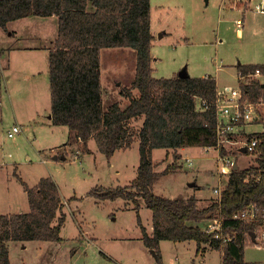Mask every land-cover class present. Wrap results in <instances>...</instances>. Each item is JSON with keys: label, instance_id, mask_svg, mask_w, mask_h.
<instances>
[{"label": "rangeland", "instance_id": "1", "mask_svg": "<svg viewBox=\"0 0 264 264\" xmlns=\"http://www.w3.org/2000/svg\"><path fill=\"white\" fill-rule=\"evenodd\" d=\"M257 3L261 0H151L154 31H167L162 38L152 40L154 76L172 77L185 68L193 77L216 75L220 87L237 86L241 82L239 62L264 64V12L257 11ZM237 19L244 20L243 35L238 32ZM54 26L51 19L32 15L15 21L11 33L8 28L0 29V162L4 164L0 167V214L30 210L17 172L31 186L43 176L55 178L67 215L61 241L31 240L24 242L26 246L9 241L11 264H222L225 244L208 251L200 261L199 255L195 256V241L189 244L170 240L160 246V263L141 239L137 212L129 208L133 203L122 198L102 200L89 194L97 186L125 187L131 182L139 168L140 150L136 144L125 153L107 158L94 137L88 144L93 150L90 154L80 140L70 137L67 159L54 158V152L62 157L67 151L63 144L71 133L67 126L48 124L52 103L49 62L46 53L27 49L37 45L49 53L58 35L57 23ZM52 33H57L56 37ZM11 48L15 50L7 55ZM101 60L104 108L115 102L126 106L128 97L121 93L131 88L135 78L136 51L130 47L105 48ZM261 79L264 81V77ZM17 123L23 130L10 137L8 131ZM130 126L137 131L141 121L132 120ZM247 128L236 139L264 130L256 122ZM58 145L63 146L54 147ZM208 148L155 149L156 171H167L155 183V192L174 198L186 189L193 191L189 183H197L201 185L197 193L206 196H191L197 199L198 207L211 206L220 198L235 163L240 169L248 168L257 156L240 151L236 143ZM227 157L236 161L234 166L227 164ZM216 187L219 192H215ZM6 197H13L14 203L6 202ZM140 203L142 207L144 201L140 199ZM140 216L144 226L152 228V210L145 203ZM253 232L256 239L246 234L250 244L245 248V258L264 264L262 225Z\"/></svg>", "mask_w": 264, "mask_h": 264}, {"label": "trees", "instance_id": "2", "mask_svg": "<svg viewBox=\"0 0 264 264\" xmlns=\"http://www.w3.org/2000/svg\"><path fill=\"white\" fill-rule=\"evenodd\" d=\"M151 0H0V27L15 19L58 16V35L49 49V80L52 123L66 125L71 137L80 140L87 153L94 137L99 150L111 158L118 149L131 146L139 138L138 174L125 187L93 188L90 195L102 200L122 198L135 204L142 239L155 250L162 262L160 242L164 239L197 241L216 248L225 244L222 264L245 262L246 234L264 224V131L249 134L259 139L257 156L248 168H234L220 198L208 207H198L194 196L169 198L155 192V183L167 171H156L153 151L159 148L215 147L218 143L215 76L156 77L152 67L153 34ZM130 47L136 51L137 66L131 88L123 94L130 103L122 108L115 102L104 108L102 85V51L105 48ZM264 65H238L241 75H249ZM249 101L264 99V83L258 78L240 79ZM132 89L138 90L134 97ZM209 107L197 108L198 98ZM144 115L142 127L134 130L132 119ZM264 124V115L262 117ZM23 181V180H22ZM30 210L0 215V264H11L9 241H61L65 225L64 198L51 176L28 186ZM140 199L152 210L154 231L150 235L141 221ZM256 205L258 219L232 218L235 212ZM217 214L224 217L220 233L229 234L224 242L203 230L201 224ZM255 244V242H254ZM251 244V245H254Z\"/></svg>", "mask_w": 264, "mask_h": 264}, {"label": "built area", "instance_id": "3", "mask_svg": "<svg viewBox=\"0 0 264 264\" xmlns=\"http://www.w3.org/2000/svg\"><path fill=\"white\" fill-rule=\"evenodd\" d=\"M256 9L259 12H264L263 0H261V3L256 4ZM237 22L239 28L243 27L244 20L237 19ZM262 75V70L256 68L253 72L249 73V75H241L240 79H246L249 77L257 78ZM216 93V99L214 100L213 106L215 107L217 115V144H219V146H224L225 143H236L240 151L246 149V153L257 154V145L260 141L256 136H252L251 138L246 136L245 139H236V136L243 133V127L246 125L254 122L262 123V117L264 115V99H260V101L247 100L240 83L237 86L231 85L220 87L217 85ZM208 107L209 103L207 100L199 97L197 100V108L199 110H205ZM22 130V126L17 123L10 131H8V135L14 137ZM187 161L189 164L192 163L190 158H188ZM226 162L232 167L236 161L233 162V160L227 157ZM219 191L220 189L216 187L215 192ZM260 215L264 219V211ZM258 216L259 214L256 205L253 204L243 211L235 212L232 218H242L246 219L247 222H251L258 218ZM213 219L214 220L211 222H202L201 226L203 230L207 233H213L217 238H223L224 242L232 241L233 239L230 235L223 236L220 233L223 221L225 220L224 217L222 215H217V217ZM210 220H212V218ZM262 228L264 229V224L262 225Z\"/></svg>", "mask_w": 264, "mask_h": 264}, {"label": "crops", "instance_id": "4", "mask_svg": "<svg viewBox=\"0 0 264 264\" xmlns=\"http://www.w3.org/2000/svg\"><path fill=\"white\" fill-rule=\"evenodd\" d=\"M152 9V8H151ZM152 16V15H151ZM47 20L49 19H51L52 21H53V26H54V24H56L57 23V26H58V16H56V15H51L50 17H45ZM17 20H20V18L19 19H15L14 21H11V22H9L8 24H7V28H8V30L10 31V33L12 32V29H11V27L10 26H12V25H14L15 24V21H17ZM51 25V24H50ZM237 26H238V22H237ZM244 26V25H243ZM54 28H55V26H54ZM242 28L243 27H241V28H239L238 27V32H239V34L240 35H243L242 33H243V30H242ZM0 29H4V28H2V27H0ZM58 31V30H57ZM151 31H152V34H153V37L155 38V37H159V38H162L165 34H166V32L167 31H158V33H156L155 31H154V29H153V24H152V22H151ZM58 33V32H57ZM57 33L56 34H53L52 33V36H55L56 37V35H57ZM153 38V39H154ZM22 46H15V48H21ZM15 48H11V49H8L7 51H10L9 53H7V55H11V53H12V50H15ZM27 49H36V52H41V53H46V55H47V59H48V51L44 48V47H41V46H37V45H34L33 46V48L32 47H28ZM1 52H6V51H1ZM152 59H153V61L155 60V58L153 57V55H152ZM7 61V60H6ZM7 63V62H6ZM239 64H241V62H239L238 63V65ZM249 64H252V63H249ZM7 65H8V63H7ZM238 65H237V74H238V76H239V79H238V81L240 80V74H239V72H238ZM243 65V64H242ZM261 65H264V64H261ZM152 67H153V62H152ZM48 71H49V67H48ZM135 72H136V69H135ZM153 72H154V68H153ZM48 74H49V72H48ZM262 76H260V77H257L258 79H260L261 80V82H263L264 83V81L261 79L262 77H264V71H262ZM209 75H211V76H215L216 77V75H212V74H209ZM190 76V75H189ZM204 76H207V75H204ZM191 77H193V76H191ZM201 77H203V76H201ZM9 78H10V76H9ZM216 79H217V77H216ZM217 85H218V80H217ZM132 94L134 95V97H138L139 95H138V90L137 89H132ZM121 95L123 96V92L121 93ZM128 101H129V103H130V98L128 97ZM128 103V104H129ZM122 108H124V107H122ZM47 120H48V124L49 125H55L54 123H52V116H51V108H50V111H49V115H47ZM132 120H136V121H141V126L140 127H136V129L137 130H139L141 127H142V124H143V121H144V115L141 117V118H138V119H132ZM131 120V121H132ZM131 121H130V123H131ZM257 123V122H256ZM251 124H253V123H250L249 125H246L245 127L247 128V127H249V126H251ZM259 124H261V125H263V127H264V124L263 123H259ZM56 126H66V125H56ZM68 127V126H67ZM245 127H243L244 129H243V132H245L244 130H246V128ZM134 129V128H133ZM10 131V130H9ZM264 131V130H263ZM254 132V131H253ZM246 134L248 133V128H247V130H246V132H245ZM252 133V132H251ZM250 133V134H251ZM257 133V132H256ZM248 136H249V134H248ZM70 137H71V134H70V136H69V141H67V142H65L63 145H65V147H67V151L64 153V155H65V160L67 159V156H69V150H70V145H69V142H70ZM138 137V136H137ZM136 137V138H137ZM93 138V137H92ZM76 140V139H75ZM134 144H136L137 145V147H139V141H134L132 144H131V146H133ZM63 145H58V146H54V147H59V146H63ZM131 146H129V147H125V148H122V149H118L117 151H116V153L117 152H124L125 153V151H127ZM53 147V148H54ZM53 148H50V152H51V150L53 149ZM188 148H190V147H181V150H186V149H188ZM209 149V148H208ZM92 150V149H91ZM40 152L42 151L41 149L39 150ZM155 151V150H154ZM154 151H153V153H154ZM92 152H93V150H92ZM115 153V154H116ZM63 154V153H62ZM89 154V153H88ZM55 155H58L59 156V158H61L60 157V155H59V153H57V152H54V156ZM58 158V159H59ZM140 161V160H139ZM1 166H4V164H3V162H0V167ZM14 169H17V165H15V168ZM156 169H157V167H156ZM245 169V168H244ZM138 174V173H137ZM15 176L17 177V179H20V181H21V183H22V186H23V188H24V184H23V178H22V176L20 175V174H17V172H16V174H15ZM137 176V175H136ZM135 176V177H136ZM163 176V175H162ZM43 177H45V176H43ZM134 177V178H135ZM42 178V177H41ZM41 178H39L38 179V181L36 182V183H38L39 182V180L41 179ZM53 178V177H52ZM53 179H55V178H53ZM23 180V181H22ZM132 181V180H131ZM28 186H30V187H32L31 185H29L26 181H24ZM57 182V181H56ZM58 183V182H57ZM36 185V184H35ZM34 185V186H35ZM126 185H128V184H126ZM155 185V184H154ZM58 186H59V184H58ZM189 186H190V188L191 189H193V191H189L188 189H186L185 191H184V193H181V194H183V196H191V195H196L198 198L199 197H204V196H206V194L205 195H200V194H198L197 193V190L199 189L200 190V188H201V185H199V184H197V183H195V185L194 184H190L189 183ZM60 187V186H59ZM112 187V186H111ZM117 187H121V186H117ZM60 189H61V187H60ZM24 190H25V192L27 193V191H26V188H24ZM181 194H179V195H181ZM7 195H8V193H7ZM27 196H28V193H27ZM64 198V197H63ZM175 198V197H174ZM125 200V199H124ZM5 201L6 202H12V203H14V198L12 197L11 199H9L8 197H6L5 198ZM126 201H128V202H131V203H133L132 201H130V200H126ZM28 205H29V201H28ZM134 205V206H133ZM133 205H131L130 204V207L129 208H133V209H135V204L133 203ZM145 206H146V203H145ZM147 207V206H146ZM141 209H144V203H143V205H142V207H141ZM136 210V209H135ZM17 211V210H16ZM19 212H27V211H24V209H19L18 210ZM15 212V211H14ZM18 212V213H19ZM1 214H12L11 212H8V213H1ZM0 214V215H1ZM67 218V217H66ZM151 221H152V219H151ZM147 227V231H148V233L150 234V235H152L153 234V231H154V221H152V228H149V226H146ZM141 239H142V236H141ZM143 240V239H142ZM164 240H170V241H173L174 243H182V242H185V241H188V242H190L189 244H191V241H195L196 242V246H198L197 245V241L196 240H193V239H189V240H182V241H174V240H171V239H164ZM164 240H162L161 242H160V246L162 247V242H164ZM21 243H23V245H25L26 246V244H24V242H22V241H20ZM20 242H18V243H20ZM28 241H25V243H27ZM144 242V241H143ZM264 246V245H263ZM218 249H220V248H216V247H214V246H212L211 244H209V243H203L202 244V247H201V249L199 250V251H197V253H195V256H197L198 257V255H199V257L198 258H200L199 260L200 261H202V259H205V257H206V253L208 252V251H210V250H218ZM245 254V253H244ZM221 255H222V253H221ZM246 256V255H245ZM222 258H223V255H222ZM194 261L196 262V259H194ZM245 262H247V263H251V264H258L257 262H251V261H248V260H246V258H245ZM192 264H195V263H192Z\"/></svg>", "mask_w": 264, "mask_h": 264}, {"label": "water", "instance_id": "5", "mask_svg": "<svg viewBox=\"0 0 264 264\" xmlns=\"http://www.w3.org/2000/svg\"><path fill=\"white\" fill-rule=\"evenodd\" d=\"M178 74H179V76H182V77H188L189 76L188 73H187V70L185 68L183 70H181ZM243 150H244V152L246 151V149H243ZM54 158L58 159L59 156L55 155ZM61 158L65 159V155H63ZM235 168H238V164H236V163H235ZM190 184H194L195 185V183H190ZM251 235L253 236L254 239H256L255 232H251ZM152 252L155 254V250L154 249H152Z\"/></svg>", "mask_w": 264, "mask_h": 264}]
</instances>
